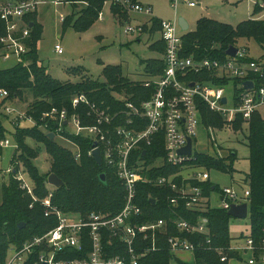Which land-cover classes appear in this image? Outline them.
<instances>
[{
	"label": "built area",
	"instance_id": "1",
	"mask_svg": "<svg viewBox=\"0 0 264 264\" xmlns=\"http://www.w3.org/2000/svg\"><path fill=\"white\" fill-rule=\"evenodd\" d=\"M46 0H0V20L4 24L3 34L0 36V60L6 61L15 58L16 64L27 66L29 46L27 44L31 28L25 22L24 17L36 12L37 6ZM55 6L70 4L66 0H49ZM170 7L176 9L178 4H184L190 8L199 5L200 0H167ZM112 6H119L127 15L137 14L150 17L149 20L137 26L127 25L123 28L125 36H148L152 43L163 42L165 52L162 55L164 64L163 73L159 76H148L139 81L145 89H153L149 99L135 103L124 95H116L120 104L117 109L104 105L88 98L84 93L74 95L70 105L75 113L68 116L66 111H57L52 108L50 112L42 117L57 125V133L66 132L69 136H82L93 141L88 155L93 158L92 152L97 149L101 156V165L112 168L117 173L124 188V204L122 209L115 215L102 213H88L85 215L66 214L59 211L51 203L53 195L52 186L48 185L49 193L41 201L44 216L55 218L57 225L41 236H34L26 240L19 248L10 247L7 251L5 264H138L139 258L146 253L157 251L155 245L156 233L161 231L165 221L157 220L146 224L136 223L141 215V209L137 204V184L148 183L159 188H169L175 194L168 199L171 206H176L180 201L185 208L191 211H199L205 208L207 199L203 198L202 190L190 186L189 181L199 183L210 180L207 170L192 169L190 162L194 160L193 143L196 130L201 125L198 104L199 101L206 104L209 111L223 117L224 128H231L232 122L237 115L242 117L245 124H248L252 114L264 105V86L254 89L252 80L247 79L250 75L262 76V66L256 62L242 63L248 56L245 48H237L234 58L225 55V59L203 58L182 56V36L176 19L163 22L151 17L149 6L140 3H133L131 0H103V7H108L111 12ZM255 6L262 10L261 15L256 19L264 18V2L255 0ZM114 18V17H113ZM60 21L64 17L60 16ZM103 11L98 13L97 21H103ZM154 21L159 22V29L150 31ZM148 31H147V30ZM157 39L155 40V38ZM152 44V45H153ZM55 53L62 54L60 46H55ZM211 74L210 80L190 81L187 79L190 74L203 75ZM214 80H238L239 82L250 81L251 89H245L243 83L234 87L231 85L232 104L226 96L229 84H217ZM239 89V91H237ZM2 99L8 96L7 92L0 90ZM226 98V103L222 99ZM9 113V109H5ZM18 120L31 118L26 117V112L19 115ZM33 122V121H32ZM209 145L215 144L214 128H209ZM221 131V130H220ZM60 138L75 145L60 135ZM161 138L163 155L154 160V163L147 164L143 158L147 151L143 150L141 158L133 159L132 153L141 147H151ZM191 141V154L189 156L179 153V150L187 146ZM8 141H0V148L7 147ZM211 148V147H210ZM75 159H79V152L76 149ZM219 157V155H217ZM220 158V157H219ZM167 164L173 167H180V171L169 177L148 179L143 172L149 171L154 166ZM181 177L179 183L175 179ZM15 180L19 187L33 201L32 185H27L22 175L18 172ZM242 190L234 187H227L220 191L219 208L228 211L233 204L246 203L248 205L249 190L237 184ZM179 233L203 234L206 236L205 244L190 242L181 236L169 237L167 244L173 255L177 252H188L194 254L196 250L214 251L220 258V262L228 261L224 250L210 246V231L207 220L202 218L197 224L178 218L173 223ZM151 240V247L143 254L136 253L137 241ZM116 243V245H114ZM121 247L125 250L122 254L112 255L114 248ZM231 252L239 254H250L248 264L255 263L254 252L256 247L250 237H245L243 246L229 247ZM8 254H11L8 257ZM260 259H264V243Z\"/></svg>",
	"mask_w": 264,
	"mask_h": 264
},
{
	"label": "trees",
	"instance_id": "2",
	"mask_svg": "<svg viewBox=\"0 0 264 264\" xmlns=\"http://www.w3.org/2000/svg\"><path fill=\"white\" fill-rule=\"evenodd\" d=\"M21 1V0H11ZM133 3L144 4L147 0H131ZM264 2V0H259ZM73 8L79 4H86L78 13L64 18L63 25L82 33L87 31L97 21L98 13L103 7V0H66ZM111 12L119 16L120 20L128 22L127 13L119 6H112ZM262 10L255 6L254 14L261 13ZM28 25L32 24L30 38L27 42L29 53L27 56L28 65H15L11 69H0V90L7 92L8 96L0 102V141H3L4 129L2 127L1 109L6 102H13L15 99H24L25 93L31 98V103L25 110L26 117L31 118L33 128H15L13 136L16 141V150L11 158L10 177L7 184L2 185V203L0 205V264H5L7 251L14 246L19 248L26 240L34 236H41L57 225L55 218L44 216L41 201L48 193L47 177L54 174L63 182V186L53 190L51 203L59 211L66 214L85 215L88 213H102L108 215L117 214L124 204V188L114 169L108 168L102 163L98 166L94 158L88 155L93 141L82 136H69L66 132L57 133V125L46 119L42 120L45 113L52 108L57 111L65 110L68 116L75 113L70 105L74 95L84 93L91 100L117 109L119 100L116 95H124L135 103L149 99L153 89L143 88L139 81H130L124 78L120 67H108L104 70V82L98 83L91 80L71 84H61L52 79L46 69L39 64L36 44L42 35V26L37 22L36 12L24 17ZM121 21V23H122ZM153 28L148 32L159 29V22L154 21ZM4 24L0 20V36L3 34ZM254 40L263 50L260 61L246 56L241 62L246 64L251 61L261 64L262 76L250 75L247 79L252 80L254 89L264 86V18L248 20L240 23L236 27L220 23L209 18H201L196 23V29L187 32L182 36V56L194 57L195 59L218 58L225 59V53L229 47L238 48V41ZM150 48L160 54L165 52V44L157 42ZM263 59V60H262ZM262 60V61H261ZM164 64L162 60H148L145 62V76H159L163 73ZM145 77V78H146ZM211 74L195 75L190 74L187 79L190 81L210 80ZM215 81L217 84H232L235 88L242 84L238 80ZM239 91V89H237ZM198 110L202 128L207 130L214 128L222 130L225 126L223 117L209 111L205 103L199 101ZM245 125L242 117L237 115L231 124L233 132L242 131ZM248 135L246 137L249 149V172L238 185L249 190L248 216L249 234L256 247L254 252L255 260H259L264 243V119L255 111L247 124ZM49 134H54V140H50ZM60 135L68 138L75 148L69 150L60 144ZM33 142L39 147H31L27 141ZM161 138L151 147H141L133 151L132 158H141L143 150L147 151V156L143 158L147 164L154 163L156 158L163 155ZM43 148L51 159L50 169L46 174H40L33 164L37 158L40 148ZM76 149L79 152V159H75ZM1 154V148H0ZM230 164L226 165L214 153H196L194 160L190 162V168L201 170H216L222 174L232 176L231 164L236 160L235 153L229 154ZM22 167L33 188V201L19 187V182L15 180V175ZM197 170V169H196ZM180 171V167H173L167 164L154 166L149 171L143 172L148 179L169 177ZM101 174L105 175V180L101 181ZM181 177L175 179L179 183ZM190 186L201 188L203 198L207 199L205 208L199 211H191L185 208L183 202L176 206H171L168 199L175 196L169 188H159L148 183L137 184V204L141 209V215L135 220L138 224H146L157 220L165 221L161 231L156 233L155 245L157 251L146 253L139 258L138 264H169L173 256L169 251L167 240L169 237L181 236L190 242H200L205 244L206 236L203 234H183L179 233L173 224L178 218H182L191 224H197L200 219L207 220L210 231L211 244L213 248L224 250V254L230 259L241 261V255L237 252L229 251L232 239L227 227L229 220L227 211L221 208L212 207L210 199L212 192L218 190V186L210 180L199 183L189 181ZM152 200L154 203H152ZM20 223L24 224L22 229L18 228ZM243 239L244 237L241 236ZM240 238V239H241ZM136 253L143 254L151 247V240L137 241ZM116 245V243H114ZM122 254L125 250L121 247L114 248L112 255ZM195 264H227L220 262V258L214 251L196 250L194 253Z\"/></svg>",
	"mask_w": 264,
	"mask_h": 264
},
{
	"label": "rangeland",
	"instance_id": "3",
	"mask_svg": "<svg viewBox=\"0 0 264 264\" xmlns=\"http://www.w3.org/2000/svg\"><path fill=\"white\" fill-rule=\"evenodd\" d=\"M145 5L151 9V17H155L163 22L173 21L175 18H183L188 24V32L196 29V23L201 18H209L220 23L236 27L242 22L254 20L261 13L254 14L255 0H200L195 8H190L184 4H178L176 9L170 7L167 0H147ZM79 6V7H78ZM73 8L71 4L55 6L49 0L38 4L36 9L37 22L42 26V35L36 44L38 62L46 72L58 83H79L85 80L94 82H104V70L108 67H120L124 78L130 81H142L145 79V62L148 60H161L162 56L153 51L152 39L146 35L125 36L123 28L126 23L131 26L143 24L150 17L137 14L127 15L128 22L120 20L119 16L109 12L108 7L101 9L104 20L96 21L87 31L78 33L72 26L64 27L60 21V16L66 18L78 13L86 4H79ZM100 11V12H101ZM122 21V23H121ZM157 37L155 38V40ZM62 49V54L55 53V46ZM248 51L247 55L260 61L263 50L254 40L242 39L238 41V48ZM263 60V59H262ZM261 60V61H262ZM264 62V60L262 61ZM16 65L15 58L6 61L0 60V69H11ZM226 96L229 106L232 104V89L229 84L226 88ZM2 97L0 95V102ZM31 103L30 96L25 93L24 99H15L13 102H6L2 109V127L4 129L3 140L9 145L1 149L0 154V205L2 203V185L7 184L11 169V158L16 150V141L13 136L15 128H33L34 123L28 119L18 120L19 115ZM9 109V113L5 109ZM258 113L264 119V105L258 108ZM248 135L247 124L243 125L242 131L233 132L231 128H223L215 131V144L209 145L208 130L199 126L196 130L193 143V153H214L224 160L226 165L230 164L229 154L235 153L236 160L231 164L232 176L219 173L220 171L209 170L210 182L218 186V190L212 192L210 205L219 208L220 191L227 187H234L236 190L238 182L249 172V149L246 137ZM60 144L69 150L74 146L61 139ZM31 147H39L31 141H27ZM211 147V148H210ZM34 166L40 174H46L50 169L51 159L41 147L37 158L33 161ZM202 167L196 168L201 170ZM20 175L27 185H31L22 167H19ZM235 184V185H234ZM228 234L232 240L239 239L241 235L249 234V220L230 219L227 227ZM11 254H8L10 257ZM250 254L243 255L242 261H230L227 264H247ZM195 264L192 255L178 254L173 256L169 264ZM254 264H264V260L259 259Z\"/></svg>",
	"mask_w": 264,
	"mask_h": 264
},
{
	"label": "water",
	"instance_id": "4",
	"mask_svg": "<svg viewBox=\"0 0 264 264\" xmlns=\"http://www.w3.org/2000/svg\"><path fill=\"white\" fill-rule=\"evenodd\" d=\"M178 25H179L181 31L186 32L188 30V24L186 23V21L183 18H178ZM31 27H32V24L30 25V28ZM236 53H237V48L231 46L228 48V50L226 51L225 54L229 57L234 58ZM243 87L245 89H251L253 87V85L250 81H245L243 83ZM222 103L223 104L226 103V98L222 99ZM48 137L50 138V140H54V134H49ZM191 146H192L191 141L188 140L187 146L185 148L179 150V153L189 156L191 154ZM92 156L94 158L95 163L98 166H101V156H100V153L97 149H95L92 152ZM100 179H101V181H104L105 175L101 174ZM47 184L52 186L55 189L61 188L63 186V182L60 179H58V177L54 174L48 175ZM152 203H154L153 200H152ZM227 215L233 219H245L248 216V205L246 203L233 204L228 209ZM23 227H24L23 223H20L18 225L19 229H22Z\"/></svg>",
	"mask_w": 264,
	"mask_h": 264
},
{
	"label": "crops",
	"instance_id": "5",
	"mask_svg": "<svg viewBox=\"0 0 264 264\" xmlns=\"http://www.w3.org/2000/svg\"><path fill=\"white\" fill-rule=\"evenodd\" d=\"M78 6V5H77ZM79 7V6H78ZM176 20H177V22H178V18H175ZM179 26V25H178ZM180 32L182 33L183 31H181V29H180ZM188 32V30L186 31V32H184L183 34H185V33H187ZM245 48V47H244ZM247 49V48H246ZM248 52V51H247ZM249 55V54H248ZM246 125V124H245ZM235 185V184H234ZM241 236H243V235H241ZM241 236L239 237V239H234V240H232L231 241V247H241V246H243V240H244V238L245 237H247V236H244V238L242 239L241 238ZM241 238V239H240ZM232 239V238H231ZM178 254H182V255H187V256H189V255H192V258H193V260H194V263H195V259H194V254H191V253H188V252H177V253H174L172 256H177ZM248 254V253H247ZM247 254H240L241 255V257H243V255H247ZM250 258V257H249ZM247 260H248V258H247ZM262 260H264V259H262ZM230 261H237V262H241V261H239V260H236V259H230L228 262H230ZM179 264H183L182 262L181 263H179ZM247 264H248V261H247Z\"/></svg>",
	"mask_w": 264,
	"mask_h": 264
}]
</instances>
